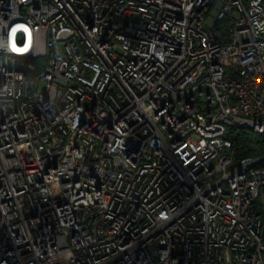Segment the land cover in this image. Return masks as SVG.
Wrapping results in <instances>:
<instances>
[{"label":"built area","instance_id":"2783aa9c","mask_svg":"<svg viewBox=\"0 0 264 264\" xmlns=\"http://www.w3.org/2000/svg\"><path fill=\"white\" fill-rule=\"evenodd\" d=\"M264 0H0V264H264Z\"/></svg>","mask_w":264,"mask_h":264},{"label":"trees","instance_id":"16d2710c","mask_svg":"<svg viewBox=\"0 0 264 264\" xmlns=\"http://www.w3.org/2000/svg\"><path fill=\"white\" fill-rule=\"evenodd\" d=\"M233 140L235 144L241 145L247 141H255L261 148V152H264V136L251 130L246 129H233Z\"/></svg>","mask_w":264,"mask_h":264}]
</instances>
